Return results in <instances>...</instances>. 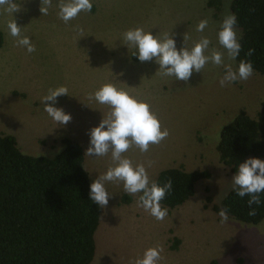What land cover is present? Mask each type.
Returning <instances> with one entry per match:
<instances>
[{"label":"rangeland","instance_id":"374dc122","mask_svg":"<svg viewBox=\"0 0 264 264\" xmlns=\"http://www.w3.org/2000/svg\"><path fill=\"white\" fill-rule=\"evenodd\" d=\"M208 1L91 0V12L82 11L65 23L58 18L56 7L42 15L41 0H16L21 11L13 13V18L35 45L31 54L16 45L7 29L12 16L0 8V30L5 38L0 48V134L14 135L23 152L53 157L63 148L64 137L77 140L86 151L90 129L111 110L89 100L88 94L112 82L149 103L162 129L170 133L160 144L150 145L148 152L133 145L124 156L134 165L145 162L152 180L171 166L211 173L210 179L197 183L195 195L168 210L163 221L138 208V197L124 201L122 183L107 182L110 199L102 208L91 264H129L157 244L164 249L158 264H264V219L259 224L230 217L222 222L212 208L233 189L235 175L217 152L220 131L241 110L257 114L264 102V76L254 72L246 81L221 87L224 70L209 63L202 73L194 71L187 82L161 77L156 74L155 58L139 61L132 55L135 49L122 40L125 31L143 27L153 35L170 33L177 49L184 46L187 33L188 47L207 36L210 48L224 51L217 33L231 0H221L220 8L209 6ZM205 18L208 26L197 32V24ZM77 25L82 32L76 30ZM225 62H230L226 53ZM231 63L238 67L236 61ZM59 86L68 88V95L59 96L55 104L71 114L67 125L53 121L41 103L49 88ZM147 161L153 162L150 168ZM85 166L93 181L113 166L111 153L86 155ZM176 238L180 241L173 247Z\"/></svg>","mask_w":264,"mask_h":264},{"label":"trees","instance_id":"16d2710c","mask_svg":"<svg viewBox=\"0 0 264 264\" xmlns=\"http://www.w3.org/2000/svg\"><path fill=\"white\" fill-rule=\"evenodd\" d=\"M221 0H209L220 8ZM242 34V50L236 59L251 60L254 72L264 76V0H231ZM5 41L0 30V48ZM255 49L251 57L245 53ZM63 148L53 157L23 152L11 134H0V264H91L96 254V231L102 208L89 198L90 179L85 149L77 140L64 137ZM217 152L223 164L236 173L248 156L264 160V102L255 116L239 111L220 131ZM171 178L172 191L161 201L168 210L184 205L195 195L199 181L210 179L207 170H187L171 166L155 177L161 186ZM261 204L253 205L256 215H248V196L239 197L231 189L219 203L218 214L238 221L259 224L264 219ZM131 199L126 195L123 200ZM208 200L213 203L212 198ZM176 243L179 239L176 238Z\"/></svg>","mask_w":264,"mask_h":264},{"label":"clouds","instance_id":"9594fccd","mask_svg":"<svg viewBox=\"0 0 264 264\" xmlns=\"http://www.w3.org/2000/svg\"><path fill=\"white\" fill-rule=\"evenodd\" d=\"M58 8L57 16L63 22L74 20L82 11L91 12V0H41L40 12L47 15L50 8ZM0 8L12 16L7 22V29L15 43L19 47L26 48L29 54L36 51L35 45L27 35L22 34L21 27L13 18V13L21 11V4L16 0H0ZM237 17L229 12L219 25L217 33L218 43L224 51L215 47L210 48L211 40L207 36H201L188 47L190 39L184 34V46L177 49L176 41L170 33L153 35L151 31L143 27H135L122 34L123 44L129 49H135L132 55L139 61H152L159 65L156 74L161 77H174L176 80L187 82L193 72L202 73L209 63L222 67L224 74L219 79L221 87H226L238 81H246L254 75L251 60H240L238 67L234 68L231 62L236 61L242 46L240 40L242 34H238ZM209 20L202 19L196 26L197 32H203L208 26ZM76 30L82 32L80 26ZM255 49H249L245 55L251 57ZM225 53L228 63L225 62ZM68 95L66 86L49 88L47 95L41 98L44 111L53 121L59 125H67L72 116L63 108L56 107L57 98ZM89 100H95L101 105L110 107V111L100 121L98 126L89 131V147L84 155L89 157H103L111 153L112 165L106 172L99 174L89 186V198L100 208H106L110 193L106 189L107 182L122 183L123 192L128 196L138 197L136 206L148 212L157 221H163L168 215V209L162 207L161 201L166 194L172 191L173 182L169 178L162 186L152 180L148 174L145 162L133 164L130 158L124 156L135 145L141 152H148L150 145H158L169 136L167 128L162 129L157 115L152 112L151 106L146 101L132 95L117 83H104L94 93L88 94ZM50 102V103H45ZM43 155V153H42ZM152 161H147V167L152 166ZM233 190L243 198L248 196L247 205L250 208L248 215H256L253 205H260V194L264 193V160L248 158L239 163L235 175L232 177ZM222 222L229 220L228 209L219 210ZM163 246L157 244L147 248L142 256L129 261V264H158L163 259L161 253Z\"/></svg>","mask_w":264,"mask_h":264}]
</instances>
